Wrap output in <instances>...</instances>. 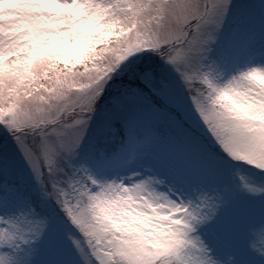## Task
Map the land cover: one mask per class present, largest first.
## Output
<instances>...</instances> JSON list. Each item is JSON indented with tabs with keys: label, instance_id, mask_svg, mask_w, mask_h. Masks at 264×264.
<instances>
[{
	"label": "snow or ice",
	"instance_id": "6c2138e0",
	"mask_svg": "<svg viewBox=\"0 0 264 264\" xmlns=\"http://www.w3.org/2000/svg\"><path fill=\"white\" fill-rule=\"evenodd\" d=\"M0 264H264V0H0Z\"/></svg>",
	"mask_w": 264,
	"mask_h": 264
}]
</instances>
